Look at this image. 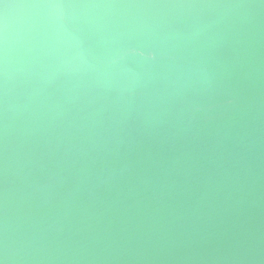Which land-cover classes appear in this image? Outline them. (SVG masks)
Here are the masks:
<instances>
[{
	"label": "bare ground",
	"instance_id": "1",
	"mask_svg": "<svg viewBox=\"0 0 264 264\" xmlns=\"http://www.w3.org/2000/svg\"><path fill=\"white\" fill-rule=\"evenodd\" d=\"M0 264H264V0H0Z\"/></svg>",
	"mask_w": 264,
	"mask_h": 264
}]
</instances>
